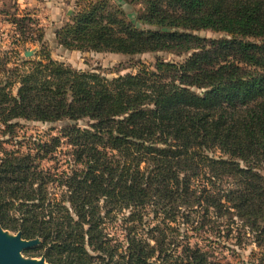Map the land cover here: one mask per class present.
I'll return each instance as SVG.
<instances>
[{
    "label": "trees",
    "instance_id": "1",
    "mask_svg": "<svg viewBox=\"0 0 264 264\" xmlns=\"http://www.w3.org/2000/svg\"><path fill=\"white\" fill-rule=\"evenodd\" d=\"M130 2L138 25L109 0H75L58 45L183 62L108 79L0 51L1 228L39 239L24 254L48 264H229L222 239L264 253V0ZM27 16L8 22L23 35ZM20 122L68 124L19 138Z\"/></svg>",
    "mask_w": 264,
    "mask_h": 264
},
{
    "label": "rangeland",
    "instance_id": "2",
    "mask_svg": "<svg viewBox=\"0 0 264 264\" xmlns=\"http://www.w3.org/2000/svg\"><path fill=\"white\" fill-rule=\"evenodd\" d=\"M40 1L41 3H36L35 8H31V6H29L30 4L26 3L28 6L22 11L16 10L18 6H16L15 3L2 4L0 9V51H10L11 49H17L20 54L19 58L21 61L27 59L36 61L40 58V52L45 51L53 60L60 62L67 67L81 72H96L108 79L126 74H135L140 64L152 66L157 59L166 62H183L188 57V55L176 56L166 52L127 56L112 53L68 51L58 45L55 39V32L65 25L69 19L77 13L75 0H52L54 3H44V0ZM109 2L113 6L119 7L123 13V16L127 20L132 21L135 25H138L137 15L142 8L140 4L132 5L130 4V0H109ZM14 9L17 13H14ZM13 14L18 17H24L28 15L27 17L32 20V24H26L28 28L23 35L21 34V30L17 25L8 22L9 18V21H11ZM38 30H42L44 32V35L40 41L37 38ZM193 34L201 38L214 40L220 39L224 36L223 34L214 33L211 31H197L193 32ZM24 40L25 43L23 44L22 41ZM25 52H29L31 55L25 57ZM67 124V122L53 124L20 122L19 128L16 129V133L19 138H22L23 136H41L49 139L51 137H60L61 130ZM77 125L81 128H84L87 125V122H80ZM0 139H6V137H0ZM4 148H7V146L5 145ZM65 150L66 148L63 146L59 152V159H62L63 163L66 160L64 157ZM216 156L219 155L216 154ZM67 161L68 160H66V162ZM42 165L44 167H50L53 164L44 161ZM63 169L64 166L62 165L60 170ZM258 172L264 176V169H260ZM7 232L9 235L16 234L9 231ZM194 241L199 242L201 247L205 245L204 242L200 241L199 239H193L192 242ZM222 243H224L225 246L220 248V250L217 252V258L222 262H227L229 264L264 263V261L261 260V258H264L263 250L257 249L254 245H252V243L245 246L244 244H241V246H236L234 239L230 241H225L222 239ZM24 251L22 252L23 258L32 260H39L40 258L44 259L43 256L35 257L26 255L24 254ZM149 264H156L155 258L149 260Z\"/></svg>",
    "mask_w": 264,
    "mask_h": 264
},
{
    "label": "water",
    "instance_id": "3",
    "mask_svg": "<svg viewBox=\"0 0 264 264\" xmlns=\"http://www.w3.org/2000/svg\"><path fill=\"white\" fill-rule=\"evenodd\" d=\"M31 54L25 52L24 56ZM40 244L39 239L24 240L20 233L9 235L0 226V264H47L43 258L39 260L26 259L22 257L24 250L33 248Z\"/></svg>",
    "mask_w": 264,
    "mask_h": 264
},
{
    "label": "crops",
    "instance_id": "4",
    "mask_svg": "<svg viewBox=\"0 0 264 264\" xmlns=\"http://www.w3.org/2000/svg\"><path fill=\"white\" fill-rule=\"evenodd\" d=\"M3 3H15L16 6H18L16 10L22 11L27 8L28 5L26 3H29L30 4L29 6H31V8H35L36 3H41V1L40 0H0V9ZM44 3H54V2H52V0H44ZM13 11L14 13H17L15 12V9Z\"/></svg>",
    "mask_w": 264,
    "mask_h": 264
}]
</instances>
